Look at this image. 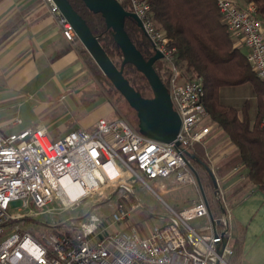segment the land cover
I'll return each instance as SVG.
<instances>
[{
  "label": "built area",
  "instance_id": "2783aa9c",
  "mask_svg": "<svg viewBox=\"0 0 264 264\" xmlns=\"http://www.w3.org/2000/svg\"><path fill=\"white\" fill-rule=\"evenodd\" d=\"M44 1L64 37L77 40L73 26L53 0ZM215 1L230 36L247 48L246 58L264 84V21L256 5ZM126 2L141 20L153 53H162L160 60L169 71L166 87L180 117L179 132L172 142H162L141 134L120 117H99L92 129L74 128L58 139H52L43 126L8 133L0 128V264H215L217 258L219 264H227L232 254L227 244L230 215L225 205L223 214L214 217L217 235L210 219L204 229L188 224L191 219L208 216L209 202L202 196L183 209L170 208L166 223L154 224L145 233L127 224L126 199L133 191L132 179L146 183L144 177L172 176L177 185L193 184L198 189L187 150L205 140L211 119L203 103L202 81L185 78L176 64V47L155 25L148 1ZM260 126L264 130V116ZM66 186L85 191L68 200ZM102 187L127 195H118L108 218L90 213L74 223L71 232L37 237L20 225L21 212H9L14 200H21L24 208L31 204L48 209L54 200L74 208ZM134 206L141 204L137 201ZM224 239L218 257L216 248Z\"/></svg>",
  "mask_w": 264,
  "mask_h": 264
},
{
  "label": "crops",
  "instance_id": "0c3cea01",
  "mask_svg": "<svg viewBox=\"0 0 264 264\" xmlns=\"http://www.w3.org/2000/svg\"><path fill=\"white\" fill-rule=\"evenodd\" d=\"M231 39L233 47L246 55L247 48L240 41ZM80 48L84 47L78 39L70 41L64 37L46 1L0 0V94L19 99L9 105L32 101L35 97L59 95L69 98V104L76 107L82 104L76 100L78 93L93 87L91 98L99 105L93 107L86 103L85 108L91 107L87 112L91 116H82L70 128L50 131L47 124L38 125L45 127L52 139H58L74 128L91 129L99 117H107L113 111L108 100L98 93L95 79L79 54ZM197 78L202 81L201 77ZM239 87L247 91L246 98L251 101L249 114L254 118L256 90L250 82ZM17 119L10 123L0 122L1 130L3 124L8 123L17 130L4 131L6 133L30 126ZM210 122V133L202 143L204 154L213 163L212 174L216 179L213 187L218 186L221 194H226L225 206L230 215L227 244L234 250L227 262L264 264V186L258 187L251 182L240 162L237 147L215 122ZM171 181H174L171 176L159 178L154 185L164 191L174 189L176 185L166 186ZM210 209L213 217H219L225 210L219 200L217 209ZM208 224L209 220L198 229H204Z\"/></svg>",
  "mask_w": 264,
  "mask_h": 264
},
{
  "label": "trees",
  "instance_id": "16d2710c",
  "mask_svg": "<svg viewBox=\"0 0 264 264\" xmlns=\"http://www.w3.org/2000/svg\"><path fill=\"white\" fill-rule=\"evenodd\" d=\"M80 14L93 35H95L110 59L119 66L122 53L113 38V32L106 27L100 13L90 11L82 0H68ZM121 6L130 11L126 0H118ZM150 5V15L157 28L163 30L170 39V44L176 47V64L184 65L185 72L201 77L205 82L216 70L224 76L217 81L219 88L233 89L245 82H250L256 90L255 114H249L251 101L248 98L237 100L229 94L224 98L207 102L205 95L203 103L212 122L221 128L239 151L240 162L246 176L258 187L264 186V130L260 126L264 116V84L257 76L246 55L233 47L229 31L222 20L215 0H147ZM253 2L257 7L258 16L264 18V0H244ZM124 28L142 56L147 59L153 54V47L135 20L126 17ZM87 69L100 84L108 86L110 96L122 95L115 89L108 78L99 69L93 58L84 48L79 49ZM180 67V68H181ZM156 69V68H155ZM128 70H137L132 64L123 66V74L127 77ZM161 81L167 86L168 69L156 70ZM139 72V71H138ZM229 74L235 76L228 77ZM208 81V80H207ZM131 83V82H130ZM204 86V85H203ZM243 89V88H242ZM139 91V90H138ZM140 92V91H139ZM141 93V92H140ZM142 94V93H141ZM142 96H144L142 94ZM145 97V96H144ZM228 97V96H227ZM124 99V98H123ZM241 102L238 107L236 103ZM240 114V116L238 115ZM204 147L194 144L187 154L192 163L203 164L201 155ZM234 250L232 249V254Z\"/></svg>",
  "mask_w": 264,
  "mask_h": 264
},
{
  "label": "rangeland",
  "instance_id": "374dc122",
  "mask_svg": "<svg viewBox=\"0 0 264 264\" xmlns=\"http://www.w3.org/2000/svg\"><path fill=\"white\" fill-rule=\"evenodd\" d=\"M156 25L158 26V24ZM155 68L158 71H163L165 67L162 61L159 60L155 63ZM180 69L183 71L185 78H197L195 74L185 72L184 65ZM224 76L226 77V75L216 70L212 73V76H208V81L203 82L205 100L207 102H213L216 100V97H219L220 100L224 98L227 101L230 97L229 94H232V97L242 102L248 96L246 89L237 86L233 89L219 88L217 81L221 80ZM234 76L235 74L228 75V77L232 78ZM127 77L134 88L139 90L145 97L152 96L151 89L145 77L140 72L137 70H128ZM95 82L98 93L108 100L113 110L105 118L110 119L109 117L111 116L112 118H123L137 130V114L135 110L129 106L123 97L117 94L110 96L106 84H100L96 80ZM92 89L93 87L78 93L76 100L82 101V104L76 107L69 104V98L65 96L59 97V95H47L42 98L35 97L32 101L27 100L28 102L23 101L19 104L9 105L12 101L19 99L13 97L8 98V96L0 94V122L10 123L20 118L23 124L32 127L47 124L50 131L52 129L73 127L82 116L86 114L91 116V113H87L91 107L85 108L86 103L92 104L93 107L99 105L98 103L94 104L96 101L95 98H91ZM241 102L236 103V105L239 107ZM9 123L6 125L3 124V131L17 130L16 126L14 127ZM200 145L204 147V143ZM201 157L204 164L212 172L213 163H211L205 154L201 155ZM192 166L199 176L209 206L213 209L216 207L217 209V200L221 202L222 206L226 205V194H221L218 186L216 188L213 187L211 177L203 165L192 163ZM171 178L173 177L171 176ZM144 179L146 183L141 182L137 178L130 180L129 183L133 191L131 194H128V198L126 199V205L129 209L127 224L136 226L142 233H145L154 224L163 226L170 214V207L177 210L184 205L193 204L201 196L200 191H198L199 189L193 184L177 185L175 181H171V183H166V186L172 188L176 185L175 188L164 191L154 185V181L159 178L148 179L144 177ZM121 194L127 195L125 191H120L119 189L115 190L102 187V189H98L91 197L89 196L81 200L79 205L74 208L71 206L63 207L58 200H54L48 205V209L43 210L31 204L24 208L21 200H14L10 203L9 212L11 214L21 212L23 217L20 219V225L24 230L37 237L42 233L71 232L74 223L86 218L90 213H95L104 219L108 218L114 210L118 195ZM137 201L140 202V207L134 206ZM160 215L164 218L161 219ZM208 220V216H203L189 220L188 224L198 229L201 225L208 223ZM227 264L231 263L227 262Z\"/></svg>",
  "mask_w": 264,
  "mask_h": 264
},
{
  "label": "water",
  "instance_id": "95a60500",
  "mask_svg": "<svg viewBox=\"0 0 264 264\" xmlns=\"http://www.w3.org/2000/svg\"><path fill=\"white\" fill-rule=\"evenodd\" d=\"M86 7L93 13H100L104 18L106 27L113 32V38L122 53V61L119 66L110 59L97 37L93 35L84 18L77 13L68 0H53L61 13L71 23L73 29L86 51L93 58L99 69L112 83L115 89L122 95L129 106L137 114V130L152 139L162 142H172L180 128V117L173 109L166 85L161 81L155 69V63L162 58V53L155 50L154 53L145 59L135 44L129 38L125 28L124 20L131 17L137 26L143 30L142 22L137 15L124 9L118 0H82ZM126 63L132 64L146 79L151 92V97H144L134 88L123 74V66ZM209 173L213 185L215 178L206 164H202ZM204 200L206 196L201 185L199 176L195 168L190 165ZM208 216L212 224L215 235L216 221L208 206ZM226 239L221 245H217L216 253L218 257L222 255ZM215 264H219L217 258Z\"/></svg>",
  "mask_w": 264,
  "mask_h": 264
},
{
  "label": "bare ground",
  "instance_id": "6f19581e",
  "mask_svg": "<svg viewBox=\"0 0 264 264\" xmlns=\"http://www.w3.org/2000/svg\"><path fill=\"white\" fill-rule=\"evenodd\" d=\"M64 185H66V184H64ZM84 191H85V189L82 188V187H67V193H68L67 199L68 200H73L77 196L82 194Z\"/></svg>",
  "mask_w": 264,
  "mask_h": 264
}]
</instances>
